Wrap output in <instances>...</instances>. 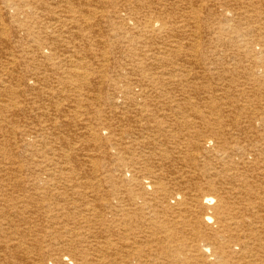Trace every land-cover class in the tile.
<instances>
[{"label":"bare ground","instance_id":"1","mask_svg":"<svg viewBox=\"0 0 264 264\" xmlns=\"http://www.w3.org/2000/svg\"><path fill=\"white\" fill-rule=\"evenodd\" d=\"M0 264H264V0H0Z\"/></svg>","mask_w":264,"mask_h":264}]
</instances>
